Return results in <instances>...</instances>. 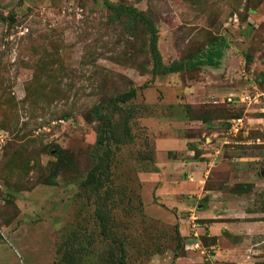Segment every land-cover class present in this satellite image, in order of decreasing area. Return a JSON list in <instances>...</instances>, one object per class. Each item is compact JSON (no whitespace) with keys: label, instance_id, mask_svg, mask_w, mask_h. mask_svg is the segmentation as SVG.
I'll return each mask as SVG.
<instances>
[{"label":"rangeland","instance_id":"rangeland-1","mask_svg":"<svg viewBox=\"0 0 264 264\" xmlns=\"http://www.w3.org/2000/svg\"><path fill=\"white\" fill-rule=\"evenodd\" d=\"M106 1L152 19L163 65L221 40L220 60L230 45L234 53L223 72L219 60L151 79L144 29L102 0H0V264H198L188 240L204 201L151 190L153 138L203 144L201 124L219 117L245 127L223 138L229 121H220L221 139L201 149L218 153L195 171L207 170L203 188L231 200L230 214L264 216V108L221 103L255 80L264 89V0ZM240 184L250 188L236 195Z\"/></svg>","mask_w":264,"mask_h":264},{"label":"crops","instance_id":"crops-1","mask_svg":"<svg viewBox=\"0 0 264 264\" xmlns=\"http://www.w3.org/2000/svg\"><path fill=\"white\" fill-rule=\"evenodd\" d=\"M226 56L222 57L221 65L218 70L224 71L226 67V60L228 56L234 51L233 45H230ZM234 53V52H233ZM223 78V77H222ZM205 95H211L208 91L204 92ZM231 94V93H230ZM218 96L213 94L212 98ZM220 97V96H218ZM202 136L201 139L204 143L207 141L212 146V139L220 136L218 126L210 123L201 124ZM225 138V132L222 133ZM210 137V138H209ZM155 156L158 157L155 163L159 172L155 174L152 180L151 190H156L157 195L163 194L165 190L179 193L185 191L190 193V198L203 199L204 204H198L199 209L196 211L195 224L190 227L191 236L189 246L196 239L204 238L209 242L208 245H202V251L195 250V255L199 256L198 264H261L264 263V216H256L253 213H247L244 210L239 211L238 215L230 214L232 205L231 200H222L217 198V194L211 190L203 188V181L207 173L206 169L203 172L197 173V164L207 165L211 161L210 156L216 155L217 150L213 152H203V144H195L194 139L188 138H169L163 135H155ZM172 139V140H170ZM176 140V143H175ZM172 141V142H171ZM226 143L223 141V144ZM190 152L184 151L190 145ZM182 146V147H181ZM164 152L163 151V149ZM175 147L171 153L173 158H168L167 153L169 148ZM193 147V148H192ZM175 149H179L178 151ZM201 151L200 156L197 157L194 152ZM192 152V154H191ZM180 153L184 159H179ZM196 164V165H195ZM185 176V177H184ZM153 177V176H152ZM173 177V178H172ZM180 179L181 183L185 185V190L175 184H170L169 180L173 181ZM179 189V190H178ZM192 195V197H191ZM194 195V196H193ZM199 201V200H198ZM200 241V240H199ZM192 242V243H191Z\"/></svg>","mask_w":264,"mask_h":264},{"label":"trees","instance_id":"trees-1","mask_svg":"<svg viewBox=\"0 0 264 264\" xmlns=\"http://www.w3.org/2000/svg\"><path fill=\"white\" fill-rule=\"evenodd\" d=\"M102 4H104L115 15L124 16L127 20L128 25H134L135 23L136 25H139L144 29V32L146 33V36H147V51H148V55L151 61V72H150L151 79H153V77L157 75H164V74H169V73H175L181 70L194 69L198 66H209L212 68H216L219 65V60L222 56L223 50L227 48V45L225 44V42L221 40L218 42H214L210 46H207L204 52L195 53L192 57L188 58L185 61H174L167 65H163L161 61V57L157 49V34H156L157 30H156L155 24L153 23L152 19L147 14L143 12H138L134 8H131L129 6L115 7V6H112L110 3H108L106 0H102ZM241 79H242V75H241ZM255 83H257V85ZM255 83L254 84L257 86V88L259 90H262V84L260 83V80H255ZM147 87H148L147 83H142L136 88H129L128 90L122 92L118 96L108 100L107 105L113 106L116 104H124L130 99L134 98L136 96L137 91H141ZM222 103L224 105H227L228 107L230 105L235 106L239 104L236 102H232V103L222 102ZM107 105L99 103L97 106L93 108V115L99 122H103L104 116H101V111H103L104 107ZM213 107H220V108H212V109H222V110L228 109V108H225V106H213ZM239 117L240 116L238 115L233 116L231 118L219 117V118H215L211 122L215 124L216 126H218L217 129L221 131L222 129L218 123H221L227 119L229 121L233 118H239ZM204 122L208 123L209 121L206 120V121H203V123ZM222 131H224V129ZM95 143L97 145H102L103 143L102 137L99 132L96 133ZM53 180L54 179L52 177H49L48 181L49 183H52ZM248 188H250L249 184H240V185L235 186L232 192L236 195H240L242 193H245L248 190ZM200 239L203 240L204 238L202 237ZM208 244L209 242H207L204 245H208ZM174 257L175 255H173V258ZM170 264H174V261H172ZM261 264H264V263H261Z\"/></svg>","mask_w":264,"mask_h":264},{"label":"built area","instance_id":"built-area-1","mask_svg":"<svg viewBox=\"0 0 264 264\" xmlns=\"http://www.w3.org/2000/svg\"><path fill=\"white\" fill-rule=\"evenodd\" d=\"M242 80L249 82V77L242 72ZM247 89L241 91L238 94H229L221 100L222 102H236L239 104L256 105L261 106L260 108H264V89L259 90L254 83L247 84ZM228 128L225 132L226 135H235L239 131H242L245 127V123L243 122V118H233L228 122ZM189 219H192L189 217ZM192 248L202 251L201 243L198 239L192 244Z\"/></svg>","mask_w":264,"mask_h":264}]
</instances>
